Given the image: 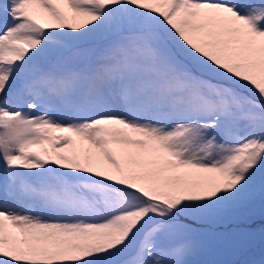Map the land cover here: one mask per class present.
I'll list each match as a JSON object with an SVG mask.
<instances>
[{
	"label": "snow or ice",
	"instance_id": "obj_1",
	"mask_svg": "<svg viewBox=\"0 0 264 264\" xmlns=\"http://www.w3.org/2000/svg\"><path fill=\"white\" fill-rule=\"evenodd\" d=\"M257 201L264 0H0V264H195Z\"/></svg>",
	"mask_w": 264,
	"mask_h": 264
},
{
	"label": "trees",
	"instance_id": "obj_2",
	"mask_svg": "<svg viewBox=\"0 0 264 264\" xmlns=\"http://www.w3.org/2000/svg\"><path fill=\"white\" fill-rule=\"evenodd\" d=\"M193 227L199 232L213 234L204 264L264 262V204L259 201L236 212H225L214 223L194 224ZM215 236L220 239L218 242Z\"/></svg>",
	"mask_w": 264,
	"mask_h": 264
},
{
	"label": "rangeland",
	"instance_id": "obj_3",
	"mask_svg": "<svg viewBox=\"0 0 264 264\" xmlns=\"http://www.w3.org/2000/svg\"><path fill=\"white\" fill-rule=\"evenodd\" d=\"M55 135H67V136L72 137L73 140L78 139L73 133H55ZM199 233H200L199 239L201 242V247L197 251V253L192 257V260L195 262V264H204V263H207V261L206 262H203V261L207 258V253L210 252L209 251L210 250L209 247H211L210 244L214 239L212 237L213 234L209 233L208 231H204V232L200 231ZM215 239H216L215 241L218 242L217 236H215Z\"/></svg>",
	"mask_w": 264,
	"mask_h": 264
}]
</instances>
